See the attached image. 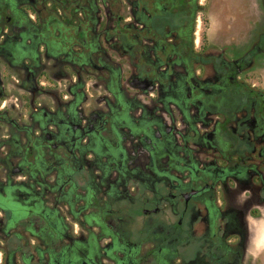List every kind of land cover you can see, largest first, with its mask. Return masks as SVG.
<instances>
[{
  "label": "flooded vegetation",
  "instance_id": "1",
  "mask_svg": "<svg viewBox=\"0 0 264 264\" xmlns=\"http://www.w3.org/2000/svg\"><path fill=\"white\" fill-rule=\"evenodd\" d=\"M264 0H0V264H264Z\"/></svg>",
  "mask_w": 264,
  "mask_h": 264
},
{
  "label": "clouds",
  "instance_id": "2",
  "mask_svg": "<svg viewBox=\"0 0 264 264\" xmlns=\"http://www.w3.org/2000/svg\"><path fill=\"white\" fill-rule=\"evenodd\" d=\"M262 251H264V236H262L261 240L256 244L255 250H249V255L255 260L261 255Z\"/></svg>",
  "mask_w": 264,
  "mask_h": 264
},
{
  "label": "rangeland",
  "instance_id": "3",
  "mask_svg": "<svg viewBox=\"0 0 264 264\" xmlns=\"http://www.w3.org/2000/svg\"><path fill=\"white\" fill-rule=\"evenodd\" d=\"M262 80L264 81V76H263Z\"/></svg>",
  "mask_w": 264,
  "mask_h": 264
}]
</instances>
